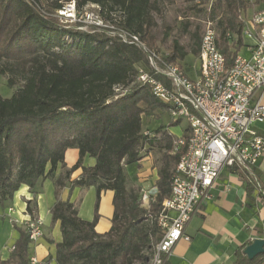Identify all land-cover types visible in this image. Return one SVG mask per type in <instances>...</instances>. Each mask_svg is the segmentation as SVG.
Wrapping results in <instances>:
<instances>
[{"label":"trees","instance_id":"obj_1","mask_svg":"<svg viewBox=\"0 0 264 264\" xmlns=\"http://www.w3.org/2000/svg\"><path fill=\"white\" fill-rule=\"evenodd\" d=\"M67 1L0 0V62L6 61L0 64V74H11L7 81L11 89L22 82L10 97L0 94V206L12 200L24 184L37 193L40 181L54 177L59 164L65 165L66 151L77 148L76 164L55 178L57 200L51 209L52 220L60 222L62 232V240L56 244L57 263L148 264L153 246L161 238V228L150 214L159 211L169 196L174 171H170L171 162L177 164L186 147L170 154L175 138L163 132L167 152L157 181L159 192L150 208L144 207L140 188L127 186L125 164L141 158L149 136L143 132L144 116L168 112L169 105L147 84L137 81L140 68L148 62L141 48L97 27L82 29L80 24H64L39 11L44 8L54 13ZM200 2L210 3L207 18L216 22L219 47L231 65L237 52L233 48L243 43L240 16L251 2ZM76 3L80 10L90 3L99 5L101 14L112 22L114 14L121 12L120 26L145 40L155 25L153 12L159 9L158 0ZM228 32L237 36L235 45L229 44ZM195 36L194 54L198 55L202 38ZM187 55L185 47L175 41L168 60L179 62ZM187 132L185 137L189 138L190 129ZM86 155L95 157L96 164L84 166ZM79 168L81 175L71 181V174ZM67 183L96 188L93 220L81 218L74 202L58 197ZM106 190L114 191V214L110 230L99 233L100 200ZM35 206V199L27 201V212L32 216ZM13 225L20 237L11 256L0 259V264H31L29 234L15 221ZM234 264H264V253L251 260L239 252Z\"/></svg>","mask_w":264,"mask_h":264},{"label":"built area","instance_id":"obj_2","mask_svg":"<svg viewBox=\"0 0 264 264\" xmlns=\"http://www.w3.org/2000/svg\"><path fill=\"white\" fill-rule=\"evenodd\" d=\"M44 16H53L68 25L80 24L82 29L97 27L124 43L141 48L148 59V69L140 68L137 81L147 84L153 93L169 105L174 121L186 120L190 137H176L172 152L186 151L177 163L171 180L170 194L159 211L150 217L161 228V238L155 243L148 264H165L176 244L184 236L187 224L200 210L203 201L215 186L225 166L236 167L260 190L264 198L256 167L264 156V137L254 128L264 123V102L253 101L257 90H264V8L255 11L244 22L242 45L232 55L231 65L219 47L220 33L216 22L208 20L203 31L195 77H190L179 62L151 49L139 34L100 19L93 12L77 7L76 0L65 2L54 13L39 9ZM70 22V23H69ZM116 25V26H115ZM229 44L237 36L228 32ZM248 38L254 43L246 45ZM247 47L250 54L242 53ZM164 79H161V78ZM119 90V89H118ZM158 189L143 191L142 205L150 208L156 201ZM31 241L43 235V221L26 223ZM12 251L15 245L11 247ZM31 264H58L50 258L32 255Z\"/></svg>","mask_w":264,"mask_h":264},{"label":"crops","instance_id":"obj_3","mask_svg":"<svg viewBox=\"0 0 264 264\" xmlns=\"http://www.w3.org/2000/svg\"><path fill=\"white\" fill-rule=\"evenodd\" d=\"M249 1L251 4L243 14L247 18L264 8V0ZM244 43L249 45L254 41L246 38ZM241 51L245 55L250 54L247 47L241 48ZM260 99L264 102V90H257L253 96V101ZM161 125L162 122L157 120L154 126L157 130L152 132L149 128L145 129L144 124L143 132L149 136L141 149V158L137 162L125 164L127 186L130 189L140 188V195L143 191L158 189L157 181L164 167L167 152L163 132L167 131L176 138L185 136L189 129L187 126L175 134L168 125L158 130ZM253 128L264 137V123H255ZM170 154L174 155L172 151ZM78 159L79 150L69 148L65 153V165L59 164L54 177L42 179L37 193H33L30 187L24 184L14 194L12 200L0 206V232L3 234L0 243L4 241L5 236L13 239V245L19 239L20 232L14 227L13 221L26 230L28 221L39 218L43 221V235L36 241H31V255L40 259L56 260V244L62 240V232L60 222L54 223L52 220L51 209L57 200L55 178L64 176L65 171L76 164ZM95 164V157L90 155L84 157V166ZM176 165L171 162V172ZM256 172L264 188V156L259 161ZM81 173L82 169H77L71 174L70 180L78 178ZM58 197L74 202L81 218L93 220L97 199L94 186L72 187L67 183L60 189ZM113 197L112 190L102 192L100 218L96 225V231L99 233L109 231L112 226ZM32 199L36 201L33 216L27 212V201ZM258 238H264V198L260 195L258 187L249 181L242 171L236 167L225 166L215 186L210 189L209 196L204 199L202 207L187 224L184 236L176 244L165 264H234L238 253H244L246 246ZM5 244L6 242L2 243L0 254ZM8 258L9 255L5 259Z\"/></svg>","mask_w":264,"mask_h":264},{"label":"rangeland","instance_id":"obj_4","mask_svg":"<svg viewBox=\"0 0 264 264\" xmlns=\"http://www.w3.org/2000/svg\"><path fill=\"white\" fill-rule=\"evenodd\" d=\"M158 1L159 9L153 12L155 25L148 33V40L142 39L145 41L147 46H149L151 49L158 50L163 55L170 54V52L173 50L174 42L178 41L188 51V55L185 60H180L179 63L190 77H195L197 68L199 67V61L197 60L198 55L194 54V50L197 47L195 34H198V36L202 38L205 24L208 21L207 12L210 8V3L203 4L200 2V0ZM83 11L93 12L94 16L98 15L100 19H105V17L101 14L99 5L97 4L90 3L83 8ZM121 18L122 13L116 12L114 14L115 20L114 22L111 21V24L120 25L119 23ZM105 22L109 23L110 21ZM62 23L66 24L65 22ZM4 62L6 61L3 60L0 62V64L3 65ZM142 67L144 69H148V62ZM10 75L11 74L9 72L5 75L0 74V94L4 97H10L14 90L22 83L21 80L18 81V84H16L11 89L7 85L8 77ZM158 114L159 115L154 116H144V122L146 126L145 129L149 128L152 132H155L157 129H154V126L157 120L161 121L163 126L168 125L175 134L180 133L188 126L186 120H181L179 123L171 125V123L174 121H172L168 115V112L162 113L158 111ZM2 235V232H0V240ZM3 239V242H6V244L2 248L3 252L0 254V259H5L8 255L9 257L11 256V247L13 246L14 242L13 239L8 236H5ZM2 243H0V249ZM154 243L155 238L151 244ZM149 250L150 247L146 249V252Z\"/></svg>","mask_w":264,"mask_h":264},{"label":"water","instance_id":"obj_5","mask_svg":"<svg viewBox=\"0 0 264 264\" xmlns=\"http://www.w3.org/2000/svg\"><path fill=\"white\" fill-rule=\"evenodd\" d=\"M264 253V238L255 239L246 246L244 254L251 260Z\"/></svg>","mask_w":264,"mask_h":264}]
</instances>
